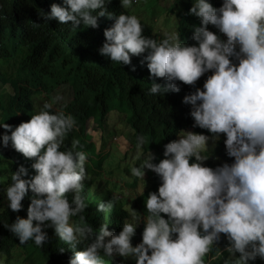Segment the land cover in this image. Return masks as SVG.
Here are the masks:
<instances>
[{"label":"clouds","instance_id":"9594fccd","mask_svg":"<svg viewBox=\"0 0 264 264\" xmlns=\"http://www.w3.org/2000/svg\"><path fill=\"white\" fill-rule=\"evenodd\" d=\"M149 1L141 0L134 13V0H120L124 12L116 14L105 8L106 0H62V4L53 3L50 11H40L39 15L46 23L55 19L70 21L74 28L91 26L90 30L98 34L97 55L113 68L134 71L138 65L150 78H162L163 83L151 80L147 89L150 95L178 92V81L194 85L210 72L202 89L196 87L182 97V103L190 106L193 127L206 129L210 135L180 130L177 139L163 145V158L155 163L153 153L138 154V165L133 163L129 174L142 179L143 186L146 169L160 180L157 191H149L144 198L147 214L141 216L131 209L129 221L125 219L118 233L102 223L93 237L91 225L70 223V218L84 220L87 205L81 190L88 178L86 164L97 172L101 165L89 166L88 154L76 139L71 140L70 148L62 149L69 132L75 129L78 137L82 134L87 115L78 125L72 115L58 111L79 88L76 68L70 77L60 78L57 86L74 78L78 87L58 108L54 105L63 97L57 94L49 101L47 95L34 114L27 113L30 118L26 122L15 127L8 121L0 123L5 129L3 134L0 130V146L10 144L9 151L13 148L25 158H34L30 165L34 174L18 165L4 189L12 212L22 208L21 201L30 190L26 218L16 215L3 226L21 245L31 240L38 247L48 241L43 229L51 227L73 249L67 264H104L103 257L111 259L114 255L133 259L135 264H204L203 257L221 234L228 242L224 264L264 259V0H192L187 17L193 14L199 25L190 20L186 41L181 40L176 12L166 9L168 19L175 20V29L162 34L155 32L151 23L142 22L138 9L143 7L150 15L156 12L149 9ZM102 16L108 18L98 23L97 18ZM145 26L151 28L150 37L142 34ZM33 98L29 97L31 106ZM94 105L100 107L102 116L108 112L101 108L103 104ZM221 133L226 155L233 159L208 167L202 163L210 149L206 142L219 140ZM136 143L140 148L144 137L137 136ZM190 158H194L191 163ZM69 193L71 200L66 195ZM113 203L98 202L97 211L111 209ZM141 221V240L133 246L131 238ZM89 240L81 250H75Z\"/></svg>","mask_w":264,"mask_h":264},{"label":"trees","instance_id":"16d2710c","mask_svg":"<svg viewBox=\"0 0 264 264\" xmlns=\"http://www.w3.org/2000/svg\"><path fill=\"white\" fill-rule=\"evenodd\" d=\"M53 3L60 5L62 0H0V87L7 84L8 90L5 89L7 101H4V96L0 94V112L8 114L10 117L7 124L15 127L22 121L26 122L30 118L29 116L36 112L34 109L43 101L44 95L49 96L60 84V78L70 77V72L77 68L79 69V88L73 94L72 99L61 105L58 111L72 115L78 125H80L79 121L87 115L90 104H103L104 107L101 108L106 112L108 110L106 103L109 107L113 100L118 99L120 103H125L127 109L130 110V123L135 131L134 135L136 138L143 136L150 150L157 154L158 159L163 158V145L177 139V134L182 129H191L193 132L210 135L206 129L193 127V120L189 115L190 106L182 103L184 95L194 91L196 87L202 89L203 81L210 72L203 74L194 85H185L178 81L177 83L180 84L178 92H167L158 96L150 95L147 89L150 87L151 80L163 83L162 78H150L149 73L138 65L135 66L134 71L129 67L113 68L108 61L97 55L98 34L90 30L91 26L86 27L82 24L74 28L70 21L64 23L55 19L47 23L44 22L39 12L50 11V5ZM157 3L158 0L149 1V9L151 7L156 10L155 13H151V16H155L158 11L166 14V9L176 12L181 40L186 41L189 29H191L187 11L192 0H172L167 7H161ZM105 8L116 14L124 12L120 0H106ZM132 10L135 13V6H132ZM181 11L184 12L183 15H181ZM106 18L108 17H98L97 21L100 23ZM149 33H151L150 26H145L142 34L150 37ZM10 63L16 66L14 73L7 71L6 66ZM22 89L23 97L20 95ZM105 94H109V97H105ZM30 96L34 97L33 106L29 104ZM93 108L100 109V107ZM27 113L31 114L28 116ZM0 130H2V134L5 132L2 127ZM224 138V134L221 133L219 140L211 139L212 144L207 147H212L214 151L211 159L202 162L204 165L215 168L222 163H231L233 158L226 155ZM73 139H79L75 129L67 134L62 149L70 148ZM10 147V144L8 147L0 146V158H6L8 163L4 164L9 167L4 187L0 186V253L5 255L9 261L12 257L11 249L26 246L47 251L45 264H67L69 257L73 255V249L62 242L51 227L43 229L47 232L48 241L42 247H38L31 240L21 245L18 238L7 234L10 231L3 226V222L11 223L16 215L26 218V209L30 203L31 192L29 190L22 199V208L18 212H12L7 207L4 189L10 183L11 172L22 164L28 169L29 174H34V170L30 167L34 158H25L13 148L9 151ZM192 159L194 158H190V163ZM85 167L88 178L83 181L81 190V196L87 205L83 212L84 220L81 221L79 216L72 217L70 220L76 224L91 225L94 229L93 237L95 230H98L102 223H106L110 231L118 233L127 218V211L117 204L116 198L111 196V192L101 198L93 196L91 187L99 171L92 170L87 164ZM148 176V178H144L143 194L141 192L134 201H131L133 209L141 213V216L147 214L144 198L149 191L156 192L160 184L159 177L155 173ZM155 178V182H150ZM135 181L136 178H134ZM141 183L143 185V181ZM66 195L71 200L72 194ZM108 200L114 201L113 207L104 212L97 211V203ZM161 215L166 218V214L161 213ZM88 242L90 240L78 244L75 250H81ZM139 242L140 239L133 246ZM227 244V240L221 234L220 240L203 257L204 264H206L208 256L214 257L208 264H224L228 253L223 250ZM59 248H63L64 251H58ZM103 259L104 264H135L133 259L128 258L103 257ZM248 264H261V261L256 258L254 261H249Z\"/></svg>","mask_w":264,"mask_h":264},{"label":"rangeland","instance_id":"374dc122","mask_svg":"<svg viewBox=\"0 0 264 264\" xmlns=\"http://www.w3.org/2000/svg\"><path fill=\"white\" fill-rule=\"evenodd\" d=\"M141 0H134L133 6L140 7ZM172 0H158V5L162 7H167ZM138 16L141 17L144 24L151 23L155 32L162 34L164 31H171L175 29V20L165 15L164 12L158 11L155 16H151L146 12L145 8L138 9ZM189 20L193 21L196 26L199 25V19H196L193 14L189 15ZM213 32V29L208 28ZM221 39H226L221 33H217ZM7 71L12 73L15 71L16 66L10 63L7 67ZM78 84L74 78H68L66 83H62L57 86L55 91L47 97L50 101L52 97L57 94L61 95L63 99L55 103L54 107L58 108L60 104L67 101L70 97L69 92L77 89ZM7 84L0 87V94L4 96V101H7L5 89ZM6 91H8L6 89ZM20 95L23 97V89ZM45 96V95H44ZM47 96V95H46ZM108 104V103H107ZM90 109L86 113L87 118L84 121L85 127L82 128V134L79 136V144L83 146L82 151L88 154V164L90 167L101 165L96 180L92 185V194L98 198L100 196L107 195L111 192L112 197L116 198L118 205H121L127 211L126 222L130 219V211L133 209L131 201H134L139 194L144 190L142 185V179L134 178L129 174V167L138 162L136 157L138 154H146L147 151L153 153L149 146L145 143L137 148L136 136L134 135V129L130 123V110L127 109L125 103H120L118 99L113 100L109 104L108 112L102 116V111L95 110L94 104L89 105ZM98 107V106H97ZM9 120V116L6 113L0 112V123H6ZM186 131H192L189 129H184ZM207 145L212 144V140L209 139ZM209 149V148H208ZM214 150L212 147L208 150L206 159L209 160L212 156ZM155 160L158 162L157 154L153 153ZM0 158V186L3 188L6 181V170L8 167L5 163L6 160ZM154 172L151 170H145L144 178H148L150 174L153 175ZM143 178V179H144ZM155 179H151L150 182H155ZM135 183V184H134ZM143 188V189H142ZM142 190V191H141ZM134 210V209H133ZM141 214V213H140ZM70 223L72 221L70 220ZM143 222H139L135 228V235L131 238V243L134 244L138 239L141 240V233L143 230ZM12 257L7 261V257L0 253V261L3 264H45L47 258V251H41L39 249H33L32 247L19 246L11 249ZM226 251V248L223 250ZM239 253H235V255ZM114 257L119 259H127L120 257L119 255H114ZM214 257L208 256L206 259V264L212 261ZM259 258V257H257ZM261 264H264V259L259 258ZM132 260V259H131Z\"/></svg>","mask_w":264,"mask_h":264}]
</instances>
